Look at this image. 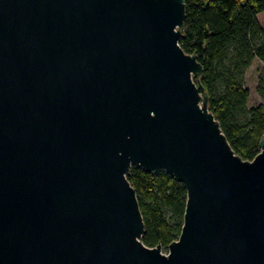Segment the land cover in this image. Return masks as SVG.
Returning <instances> with one entry per match:
<instances>
[{
  "label": "water",
  "instance_id": "obj_1",
  "mask_svg": "<svg viewBox=\"0 0 264 264\" xmlns=\"http://www.w3.org/2000/svg\"><path fill=\"white\" fill-rule=\"evenodd\" d=\"M186 2L0 0V264H264V134L244 159L209 109ZM132 165L186 186L167 252Z\"/></svg>",
  "mask_w": 264,
  "mask_h": 264
},
{
  "label": "trees",
  "instance_id": "obj_2",
  "mask_svg": "<svg viewBox=\"0 0 264 264\" xmlns=\"http://www.w3.org/2000/svg\"><path fill=\"white\" fill-rule=\"evenodd\" d=\"M263 11L264 0H187L180 38V45L196 52L203 64L199 78L208 107L244 159H253L260 151L264 134V101L250 104L245 79L247 69L259 60L262 69L256 89L264 99V27L258 18ZM128 179L136 189L145 223L142 241L167 250L182 230L186 186L163 169L151 173L136 165Z\"/></svg>",
  "mask_w": 264,
  "mask_h": 264
},
{
  "label": "rangeland",
  "instance_id": "obj_3",
  "mask_svg": "<svg viewBox=\"0 0 264 264\" xmlns=\"http://www.w3.org/2000/svg\"><path fill=\"white\" fill-rule=\"evenodd\" d=\"M260 23L264 27V11L258 16ZM262 69V63L259 60H256L246 71L245 79L246 84L250 88L251 96H250V104L259 103L264 101V99L257 92V79L258 75ZM164 252L167 250L163 249Z\"/></svg>",
  "mask_w": 264,
  "mask_h": 264
}]
</instances>
